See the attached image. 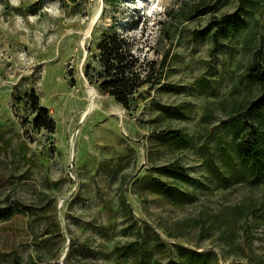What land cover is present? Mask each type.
<instances>
[{"label":"rangeland","instance_id":"374dc122","mask_svg":"<svg viewBox=\"0 0 264 264\" xmlns=\"http://www.w3.org/2000/svg\"><path fill=\"white\" fill-rule=\"evenodd\" d=\"M154 3L0 0V264H264V0ZM113 33L128 109L87 79Z\"/></svg>","mask_w":264,"mask_h":264},{"label":"trees","instance_id":"16d2710c","mask_svg":"<svg viewBox=\"0 0 264 264\" xmlns=\"http://www.w3.org/2000/svg\"><path fill=\"white\" fill-rule=\"evenodd\" d=\"M98 51L100 70L94 76L86 74L87 79L91 77V83L100 93L111 96L128 109L130 97L142 86L150 83L149 76L139 68V58L123 35L113 33L106 36L99 44ZM258 53L262 55L261 50ZM261 72L257 70L255 76L264 85V73ZM32 108L39 112L34 121L35 127L52 130L54 123L45 111L39 109L37 97H32ZM239 148L244 152H254L256 158L260 155V146L257 141L253 143L247 140L241 141Z\"/></svg>","mask_w":264,"mask_h":264},{"label":"bare ground","instance_id":"6f19581e","mask_svg":"<svg viewBox=\"0 0 264 264\" xmlns=\"http://www.w3.org/2000/svg\"><path fill=\"white\" fill-rule=\"evenodd\" d=\"M154 1L155 0H148V2H150V5L154 6ZM90 23V22H89ZM91 26V25H90ZM88 28V27H86ZM86 30V29H85ZM87 31V30H86ZM87 94H88V103L87 105L85 106V108L81 111L80 113V116H79V120H78V125H80L83 120L87 117V115L90 113V111L92 110L93 108V105H94V99L95 97H97V91L96 89H94V87L92 86H88L87 87ZM123 109L119 110L118 113L119 115L122 117L123 116ZM77 132H78V128L77 130H75L71 136V145L74 143L75 141V138L77 136ZM73 151V150H72Z\"/></svg>","mask_w":264,"mask_h":264},{"label":"water","instance_id":"95a60500","mask_svg":"<svg viewBox=\"0 0 264 264\" xmlns=\"http://www.w3.org/2000/svg\"><path fill=\"white\" fill-rule=\"evenodd\" d=\"M95 89V88H94Z\"/></svg>","mask_w":264,"mask_h":264}]
</instances>
